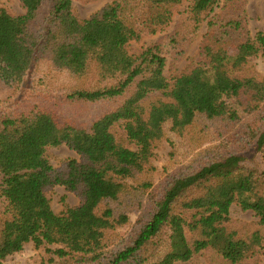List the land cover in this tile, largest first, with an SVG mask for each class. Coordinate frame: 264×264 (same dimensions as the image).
<instances>
[{"label":"trees","instance_id":"16d2710c","mask_svg":"<svg viewBox=\"0 0 264 264\" xmlns=\"http://www.w3.org/2000/svg\"><path fill=\"white\" fill-rule=\"evenodd\" d=\"M19 1L20 15L0 7V264L27 243L56 245L48 264H177L199 251L212 264H258L264 30L251 33L248 0H188L169 31L186 0H112L80 22L71 0ZM198 36L167 79L166 63ZM63 103H80V122L60 116ZM163 142L171 152L156 176ZM61 144L80 159L53 167L45 150ZM55 185L80 204L55 213ZM232 205L257 219L232 218Z\"/></svg>","mask_w":264,"mask_h":264},{"label":"rangeland","instance_id":"374dc122","mask_svg":"<svg viewBox=\"0 0 264 264\" xmlns=\"http://www.w3.org/2000/svg\"><path fill=\"white\" fill-rule=\"evenodd\" d=\"M111 1L112 0H71V12L80 22L87 19L94 12ZM187 5L188 0L180 6L179 13L175 14L172 23L166 31L171 29L174 22L180 17ZM0 7L8 10L12 15H20L25 12L22 3L19 0H0ZM247 11L249 17V29L251 33L254 34L256 31L264 30V0H248ZM203 32L204 31L202 29L199 36H201ZM160 35L161 33H158L142 37L140 40H132L126 45V49L129 53H136L139 49L153 43ZM199 36L180 62L174 65L171 64L170 61L166 63L163 73L167 79L180 75L187 67L190 60L197 52L200 39ZM256 67L260 74L264 76V56H259L256 59ZM57 110L61 117H67L75 120L76 122H80V103H63L59 105ZM81 112L84 119H88L91 116V112L89 110H82ZM170 152L171 147L167 142H163L154 150L155 154L152 157V161L157 168L156 176L160 175L162 167L166 164ZM182 152L183 150L177 146L176 153L173 157L179 158ZM45 155L53 167H58L68 158L80 159V156L66 144H61L55 147H47ZM46 196L49 199L50 206L55 213H61L68 208L76 207L80 204V197L75 192L66 189L63 185H55L50 188L46 192ZM230 215L234 219L245 220L247 222L255 221L257 219L252 211H243L236 205L231 206ZM135 218L136 213H132L129 224L125 226L123 230L131 226ZM46 247L50 250L57 248L56 245H47ZM45 250L46 249L38 250L34 248L32 243H27L21 251L9 255L5 262L7 264H48V256H54V254L51 253L50 250L48 252ZM177 264H212V262L209 255L205 251H199L194 254L191 262H178ZM258 264H264V253L259 256Z\"/></svg>","mask_w":264,"mask_h":264}]
</instances>
